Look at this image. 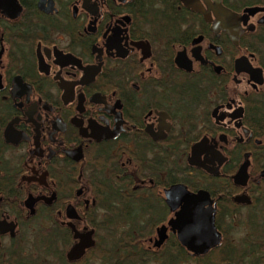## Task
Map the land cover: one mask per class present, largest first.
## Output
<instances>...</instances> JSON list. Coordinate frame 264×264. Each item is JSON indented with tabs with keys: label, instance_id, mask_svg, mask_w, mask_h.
<instances>
[{
	"label": "flooded vegetation",
	"instance_id": "flooded-vegetation-1",
	"mask_svg": "<svg viewBox=\"0 0 264 264\" xmlns=\"http://www.w3.org/2000/svg\"><path fill=\"white\" fill-rule=\"evenodd\" d=\"M0 264H264V0H0Z\"/></svg>",
	"mask_w": 264,
	"mask_h": 264
},
{
	"label": "water",
	"instance_id": "water-1",
	"mask_svg": "<svg viewBox=\"0 0 264 264\" xmlns=\"http://www.w3.org/2000/svg\"><path fill=\"white\" fill-rule=\"evenodd\" d=\"M187 228V229H186ZM183 229H185L186 230V232H188L189 230V228L186 226V227H183Z\"/></svg>",
	"mask_w": 264,
	"mask_h": 264
}]
</instances>
